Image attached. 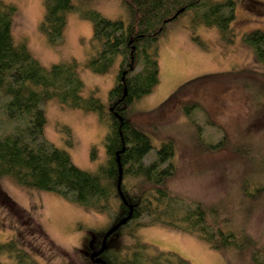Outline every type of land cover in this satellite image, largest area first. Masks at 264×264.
<instances>
[{
  "label": "trees",
  "instance_id": "obj_1",
  "mask_svg": "<svg viewBox=\"0 0 264 264\" xmlns=\"http://www.w3.org/2000/svg\"><path fill=\"white\" fill-rule=\"evenodd\" d=\"M86 1L42 0L44 18L40 30L49 45L60 47L68 14L75 12L92 25L90 47L94 55L85 67L103 76L116 65L115 86L106 104L92 95L84 97V85L78 75L81 66L77 61L46 68L32 57L25 42H15L12 27L16 9L0 2V179H10L27 192L56 193L98 214L113 211L110 227L89 231L88 243L91 237L94 240L87 256L100 250L108 230L126 218L132 209L131 219L106 241L105 250L99 256L104 264H190L174 253L160 252L140 241L139 230L155 226L195 236L220 254L235 251L252 264H264L263 249L250 235L234 230L216 207L187 199L172 190L170 182L177 172L176 146L172 138L159 141L157 128L146 130L131 119L133 105L159 84L158 44L171 27L184 20L193 39L199 43L194 36L197 28H215L221 40L232 45L236 0H120L126 21L107 19L84 6ZM252 1L264 6L259 0ZM241 43L251 51L254 69H237L189 81L147 115L179 108L178 112L188 118V127L200 130L194 120L200 112L198 100H201H183L192 90L196 91L193 86L207 90L209 86L223 85L215 82L219 78L230 80V88L225 87L220 93L224 102L229 97L231 100L238 90L244 93L248 90V94L254 95L257 89L258 99L264 98V32L256 29L245 33ZM52 100L62 109L93 113L106 126L105 160L94 172L79 169L65 150L46 140L43 107ZM215 110L213 108V112ZM177 119L175 124L179 123ZM63 131L69 134L67 128ZM197 137L200 139V135ZM224 138L204 146L213 152L225 149ZM67 144L72 146L70 141ZM244 149L247 153V147ZM151 154L155 159L146 165V157ZM96 158L97 150L93 148L91 159ZM118 165L122 169L120 193L125 202L117 189ZM248 188L247 183L242 190L246 198L264 194V187H256L252 194ZM12 203L0 190V205L11 211L15 208ZM122 237L129 243H113ZM15 246L12 240L0 244V259L18 257L15 264H35L25 250ZM88 263L92 264L89 257Z\"/></svg>",
  "mask_w": 264,
  "mask_h": 264
},
{
  "label": "rangeland",
  "instance_id": "obj_2",
  "mask_svg": "<svg viewBox=\"0 0 264 264\" xmlns=\"http://www.w3.org/2000/svg\"><path fill=\"white\" fill-rule=\"evenodd\" d=\"M259 1L264 4V0ZM0 2L16 9L12 27L15 42H25L32 57L46 68L60 62L77 61L81 66L78 75L84 85V97L92 95L102 104L107 103L109 92L115 86L116 65L103 76L85 67L94 55L90 47L93 29L88 21L75 12L68 14L62 46L54 47L47 43L40 30L44 18L42 0ZM236 4L235 21L231 26L235 30L232 45L225 44L215 28H197L194 36L199 43L193 39L184 20L171 27L158 44L159 84L151 94L133 105L131 119L146 130L157 128L159 141L172 138L177 159V172L170 182L174 192L216 207L234 230L250 235L264 251V194L250 198L242 194L247 183L251 194L256 187H264V98L258 99L257 89L254 95L248 94V90L246 93L235 91L232 99L229 97L224 102L220 93L225 87L230 88L227 78L217 79L215 82L223 85L207 86V90L193 86L196 91L192 90L183 101L201 100H198L200 112L194 120L200 130L188 127V118L178 112L179 108L147 115L189 81L254 67L252 53L241 40L243 34L250 31L264 32V6L252 0H236ZM83 5L112 21L127 20L120 0H87ZM43 109L46 140L65 150L76 167L94 172L105 160L106 126L93 113L62 109L53 100ZM176 117L181 125L175 124ZM63 128L69 130L68 135L62 132ZM222 136L225 149L213 152L205 148L208 144H216ZM93 148L97 150L96 160L91 159ZM154 159L155 155H148L146 165ZM0 190L16 208L10 211L0 205V244L12 240L35 264H89L87 255L94 240L91 237L88 243L89 231L107 229L114 218L111 210L98 214L56 193L24 191L10 179H0ZM138 237L160 252L174 253L190 264H252L235 251L223 255L195 236L160 226L142 228ZM117 242L129 243V240L122 237L113 241ZM17 260L18 257L15 260L2 257L0 264H15Z\"/></svg>",
  "mask_w": 264,
  "mask_h": 264
},
{
  "label": "water",
  "instance_id": "obj_3",
  "mask_svg": "<svg viewBox=\"0 0 264 264\" xmlns=\"http://www.w3.org/2000/svg\"><path fill=\"white\" fill-rule=\"evenodd\" d=\"M123 75H125V72L123 73ZM119 119V118H118ZM120 120V119H119ZM118 171H119V178H118V185H117V189H118V192H119V196L121 198V200L123 202L124 201V198L123 196L121 195L120 193V186H121V182H122V169L120 167V165H118ZM132 217V209H130V213L129 215L122 219L118 224H116L115 226H113L110 230H108V232L105 234V236L103 237V240H102V243H101V248L100 250L91 255L90 256V259L91 261L94 263V264H104L101 260H95V258L99 257L105 250V245H106V241L113 235L115 234L122 226H124Z\"/></svg>",
  "mask_w": 264,
  "mask_h": 264
},
{
  "label": "flooded vegetation",
  "instance_id": "obj_4",
  "mask_svg": "<svg viewBox=\"0 0 264 264\" xmlns=\"http://www.w3.org/2000/svg\"><path fill=\"white\" fill-rule=\"evenodd\" d=\"M91 260V259H90ZM95 260H101L99 257H97V258H95ZM92 262V261H91ZM92 264H94L93 262H92Z\"/></svg>",
  "mask_w": 264,
  "mask_h": 264
},
{
  "label": "clouds",
  "instance_id": "obj_5",
  "mask_svg": "<svg viewBox=\"0 0 264 264\" xmlns=\"http://www.w3.org/2000/svg\"><path fill=\"white\" fill-rule=\"evenodd\" d=\"M95 253H97V252H95ZM95 253H93V254H95ZM93 254H92V255H93ZM90 256H91V255H90ZM90 256H89V258H90ZM90 261H91V260H90Z\"/></svg>",
  "mask_w": 264,
  "mask_h": 264
}]
</instances>
